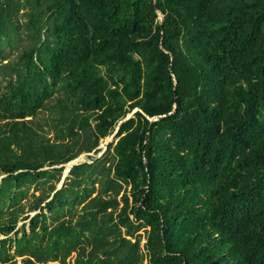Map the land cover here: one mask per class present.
I'll return each instance as SVG.
<instances>
[{
    "label": "trees",
    "instance_id": "16d2710c",
    "mask_svg": "<svg viewBox=\"0 0 264 264\" xmlns=\"http://www.w3.org/2000/svg\"><path fill=\"white\" fill-rule=\"evenodd\" d=\"M18 258L264 264V0H0Z\"/></svg>",
    "mask_w": 264,
    "mask_h": 264
},
{
    "label": "rangeland",
    "instance_id": "374dc122",
    "mask_svg": "<svg viewBox=\"0 0 264 264\" xmlns=\"http://www.w3.org/2000/svg\"><path fill=\"white\" fill-rule=\"evenodd\" d=\"M24 2V0H20V3H23ZM22 11H23V9L22 8H20V11L18 12V14H12V18H18L20 21H24L25 20V18L24 17H22ZM112 140V137H109V138H107V139H105V140H102V143H101V145H100V147H102L103 149H105L106 148V146H107V143L108 142H110ZM87 156H89V155H87ZM87 156L86 155H83V156H81L76 162H73L72 164H70V165H67L65 168V172H64V176L63 177H65L66 176V173H68V168H70V166L71 165H74V164H79V163H83L84 161H85V159L87 158ZM91 156H94V153H92L91 154ZM101 156V153H100V155H98V157H100ZM62 180H63V178H62ZM62 184V182L60 183V185ZM60 185H59V187H58V189L60 188ZM36 214V213H35ZM35 214H33L32 216H34ZM22 225V223L21 224H19V226H21ZM144 243V239L142 238L141 239V245ZM74 256H75V252H72L71 253V262H72V260H73V258H74ZM16 264H22V258H18V260L16 261ZM48 264H58V262H48ZM143 264H146V262L144 261L143 262Z\"/></svg>",
    "mask_w": 264,
    "mask_h": 264
},
{
    "label": "water",
    "instance_id": "95a60500",
    "mask_svg": "<svg viewBox=\"0 0 264 264\" xmlns=\"http://www.w3.org/2000/svg\"><path fill=\"white\" fill-rule=\"evenodd\" d=\"M154 119H156V117H154ZM76 161H77V160H76ZM76 161H75V162H76ZM63 179H64V178H63Z\"/></svg>",
    "mask_w": 264,
    "mask_h": 264
}]
</instances>
